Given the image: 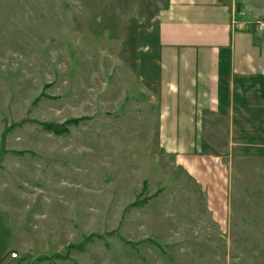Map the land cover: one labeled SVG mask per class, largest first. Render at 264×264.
Segmentation results:
<instances>
[{"label":"rangeland","instance_id":"374dc122","mask_svg":"<svg viewBox=\"0 0 264 264\" xmlns=\"http://www.w3.org/2000/svg\"><path fill=\"white\" fill-rule=\"evenodd\" d=\"M169 2L0 0L7 263L264 264V142L227 112L196 156L169 151L136 76L137 27Z\"/></svg>","mask_w":264,"mask_h":264},{"label":"crops","instance_id":"0c3cea01","mask_svg":"<svg viewBox=\"0 0 264 264\" xmlns=\"http://www.w3.org/2000/svg\"><path fill=\"white\" fill-rule=\"evenodd\" d=\"M261 18L264 0H170L138 25L135 73L157 96L162 146L196 156L201 121L227 112L231 130L264 142V37L248 24Z\"/></svg>","mask_w":264,"mask_h":264},{"label":"built area","instance_id":"2783aa9c","mask_svg":"<svg viewBox=\"0 0 264 264\" xmlns=\"http://www.w3.org/2000/svg\"><path fill=\"white\" fill-rule=\"evenodd\" d=\"M258 21H257V29H258V31H260V32H264V18H262V19H257ZM13 256L15 257V256H17L16 254H13Z\"/></svg>","mask_w":264,"mask_h":264},{"label":"trees","instance_id":"16d2710c","mask_svg":"<svg viewBox=\"0 0 264 264\" xmlns=\"http://www.w3.org/2000/svg\"><path fill=\"white\" fill-rule=\"evenodd\" d=\"M47 126H49L50 128L54 127L53 125H47ZM56 128H60V126H56Z\"/></svg>","mask_w":264,"mask_h":264}]
</instances>
